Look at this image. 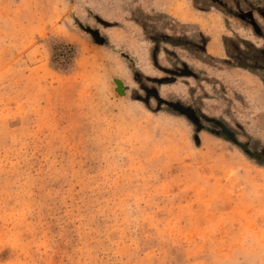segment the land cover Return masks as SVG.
Wrapping results in <instances>:
<instances>
[{
  "label": "rangeland",
  "instance_id": "374dc122",
  "mask_svg": "<svg viewBox=\"0 0 264 264\" xmlns=\"http://www.w3.org/2000/svg\"><path fill=\"white\" fill-rule=\"evenodd\" d=\"M0 264H264V0H0Z\"/></svg>",
  "mask_w": 264,
  "mask_h": 264
},
{
  "label": "bare ground",
  "instance_id": "6f19581e",
  "mask_svg": "<svg viewBox=\"0 0 264 264\" xmlns=\"http://www.w3.org/2000/svg\"><path fill=\"white\" fill-rule=\"evenodd\" d=\"M210 48H211V52L213 54H217L218 53V50H219V44H218V42H216V40H213Z\"/></svg>",
  "mask_w": 264,
  "mask_h": 264
},
{
  "label": "water",
  "instance_id": "95a60500",
  "mask_svg": "<svg viewBox=\"0 0 264 264\" xmlns=\"http://www.w3.org/2000/svg\"><path fill=\"white\" fill-rule=\"evenodd\" d=\"M117 85L119 86V89L121 88V84L120 82L117 81Z\"/></svg>",
  "mask_w": 264,
  "mask_h": 264
}]
</instances>
